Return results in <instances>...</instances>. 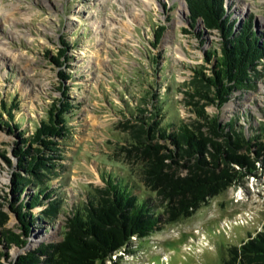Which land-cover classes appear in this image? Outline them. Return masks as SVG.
<instances>
[{"label": "rangeland", "instance_id": "obj_1", "mask_svg": "<svg viewBox=\"0 0 264 264\" xmlns=\"http://www.w3.org/2000/svg\"><path fill=\"white\" fill-rule=\"evenodd\" d=\"M222 3L234 33L249 19L258 42L264 40V0ZM187 8L186 0H0V111L9 120L1 103L10 108L16 103L9 123L19 126L9 130L0 125V210L8 216L1 232H17L10 203L15 198L27 202L35 191L31 182L13 191L14 174L29 178L18 167L17 152L23 146L18 133L34 131L57 100L71 103L70 129L67 136L53 139L60 144L62 160L55 161L56 175H46L50 198L26 211L31 217L29 250L59 243L66 220L88 201L89 193L104 189L108 174L155 202L154 192L139 179L138 163L126 151L130 145L125 137L132 129L127 121L131 111L151 116L154 95L168 99L172 118H196L183 84L194 80L195 68L205 67L210 75L213 65L205 52H218L221 37L202 21L191 27ZM64 44L69 59L58 66L51 57ZM254 69V87L231 90L221 106L205 97L192 100L204 105L206 115L218 116L222 124L232 122L242 132L245 142L237 154L254 160L251 173L234 165L239 173L232 184L190 216L161 223L148 236H132L116 253L92 264H264V161L255 154V142L264 144V58ZM138 103L144 105L137 108ZM249 141L251 151L246 149ZM171 171L185 173L174 165ZM49 206H55L54 213H46ZM158 210L159 216L168 217ZM21 253L0 238V264H13ZM36 256L44 264L47 255Z\"/></svg>", "mask_w": 264, "mask_h": 264}, {"label": "trees", "instance_id": "obj_2", "mask_svg": "<svg viewBox=\"0 0 264 264\" xmlns=\"http://www.w3.org/2000/svg\"><path fill=\"white\" fill-rule=\"evenodd\" d=\"M186 3L191 27L202 21L203 27L210 32L215 29L219 32L220 52L218 54L213 49L205 52L207 62L213 65L210 75H206L205 67H198L194 69V80L183 84L188 88L184 95L195 119L185 122L169 116L165 96H153L154 111L151 116L130 112L131 121L127 122H132V129L125 137L130 145L126 151L138 163L139 179L149 191L154 192L155 202L137 195L126 180L108 174L103 178L104 189L89 193L88 201L74 209L66 220L59 243L41 245L37 251L21 255L14 264H38L37 252L47 255L44 264L103 261L121 249L132 236H148L161 223L190 216L208 197L221 193L232 184L239 173L234 165L244 168L248 174L255 168L250 156L237 154L245 142L242 132L233 128L232 122L222 124L218 116L206 115L204 105L192 100L194 96L205 97L221 106L231 90L253 88L251 74L257 62L264 58V40L258 42L249 19L234 33V22L225 15L222 0H186ZM162 30L160 26L154 43H158ZM184 32L189 33L188 30ZM64 46L58 49L56 56L51 57L58 66L69 59L66 54L68 46ZM62 57L66 61L61 60ZM60 75L64 79L68 76L63 72ZM62 95L65 96L66 92ZM57 101L59 104H53L46 111L47 117L35 124L34 131L27 136L22 131L18 133L23 144L17 152L18 167L29 178L24 180L20 174H14L13 191L19 192L29 182L35 186L33 196L27 202L15 198L16 201L10 203L24 235L29 232L31 220L26 211L34 208L41 199H49L52 194L47 183L50 178L46 175H56L55 161L62 160L57 152L60 144L53 139L67 136L70 129L67 119L71 103ZM1 105L9 120H4L0 111V125L9 130L16 128L17 123L12 126L9 123L14 117L12 110L17 109L16 103L11 104V108L5 101ZM143 105L138 103L137 108ZM261 130L264 133V128ZM253 137L257 139L256 134ZM160 139L168 142L169 146L161 145ZM250 141L247 151H251ZM255 145L257 158L264 161V144L256 141ZM173 165L177 170L184 169L185 173L171 171ZM158 208L168 217L159 216ZM54 211L55 206H49L46 213ZM7 217L0 210L1 227ZM0 238L6 246L15 245L17 248L25 242L11 229L0 231Z\"/></svg>", "mask_w": 264, "mask_h": 264}, {"label": "water", "instance_id": "obj_3", "mask_svg": "<svg viewBox=\"0 0 264 264\" xmlns=\"http://www.w3.org/2000/svg\"><path fill=\"white\" fill-rule=\"evenodd\" d=\"M213 31H217V30L215 29V30H213ZM218 33H219V32H218ZM220 37H221V35H220ZM220 42H221V38H220V40H219V50H218V52H217L218 54H219V52H220ZM16 216H17V215H16ZM16 221H17V225H18V226H17V232H16V234H19L20 237H21V239L25 241L24 244H23L22 246H19V247H18L19 249H21V251H23V253H21V254H19V255L17 256V260H18V258H19L21 255H25V254H27V253H32L33 250H29L28 237L22 233V232H23V229H22L21 224H20V222H19V220H18L17 218H16ZM15 261H16V260L13 261V264L15 263Z\"/></svg>", "mask_w": 264, "mask_h": 264}, {"label": "bare ground", "instance_id": "obj_4", "mask_svg": "<svg viewBox=\"0 0 264 264\" xmlns=\"http://www.w3.org/2000/svg\"><path fill=\"white\" fill-rule=\"evenodd\" d=\"M147 2L150 4V0H147Z\"/></svg>", "mask_w": 264, "mask_h": 264}]
</instances>
